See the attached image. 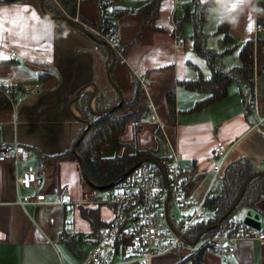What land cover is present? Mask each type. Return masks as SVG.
Segmentation results:
<instances>
[{
    "label": "crops",
    "instance_id": "1",
    "mask_svg": "<svg viewBox=\"0 0 264 264\" xmlns=\"http://www.w3.org/2000/svg\"><path fill=\"white\" fill-rule=\"evenodd\" d=\"M149 1L119 0L118 6L135 11ZM262 2L240 0L230 10L234 0H220V3L218 0H161L154 28L149 25V16L144 20L141 16L114 19L117 44L130 48L115 63L112 78L125 101L133 98L132 76L141 87L137 110L144 112V121L137 135L138 146L157 148L153 147L157 138L150 128L158 119L168 140L181 153V164L190 168V180L184 190L193 194V208L209 189L208 173L218 162L213 152L217 141L229 148L225 165L245 157L251 161L255 173L264 172V49L257 42L264 38V26L258 21ZM205 3L216 5L209 8L200 27L207 49L221 53L232 48L228 54H237V66L241 47L253 41V92L245 82L234 80L228 85L225 98L200 112H189L197 101L206 97L182 84L202 77L203 63L198 59L204 60L193 51L191 18L196 5ZM25 7L27 11L23 10ZM249 16L253 25L250 32L247 30ZM79 17L91 24L99 23L98 3L80 1L78 21ZM0 20L3 21L0 52L10 57L0 59V96L9 100L5 108L1 107L5 102L0 100V147L18 144L29 152V160L21 164L13 160L0 162V264H83L93 238L111 220L112 210L100 202L99 191L90 188L83 179V170L72 149L86 126L73 117L83 118L75 102L71 107L69 103L83 88L80 97L85 94L91 97L93 85L98 88L91 102L93 111L99 95L106 103L115 100V91L105 86L109 84L108 55L100 44L79 30L46 16L33 0H0ZM13 20L17 21L15 25ZM176 21L180 26L175 25ZM224 22L228 23L231 38L228 43L216 33ZM223 58L222 68L229 70ZM170 92L175 97L172 122H168L165 100ZM160 139L165 143L163 134ZM40 162L45 165L41 193L46 203L22 206L18 203V192L25 194L26 191H17L16 177L22 169ZM83 209H96L98 226L95 229L83 217ZM240 209L235 217L242 221L251 210ZM253 212L261 217V230L248 228L244 234L233 237V252H227L231 244H223L224 252L208 248L203 264H264V238H259L264 234V198L256 203ZM187 218L184 216L179 221V227L174 220L171 224L178 230ZM190 253L183 256L177 252L166 253L154 258L151 264H190L184 261ZM112 263L121 264L118 257Z\"/></svg>",
    "mask_w": 264,
    "mask_h": 264
},
{
    "label": "trees",
    "instance_id": "2",
    "mask_svg": "<svg viewBox=\"0 0 264 264\" xmlns=\"http://www.w3.org/2000/svg\"><path fill=\"white\" fill-rule=\"evenodd\" d=\"M44 7L54 15H68L69 17H77V4L81 2H97L99 5L101 19L97 24H91L79 17V21L84 22L93 30V34L97 37L110 39L116 32L117 26L114 19L121 17L141 16L142 19L148 18L149 25L154 28L153 21L157 16L161 0H150L147 4L135 11H127L118 6L119 0H43ZM213 3L197 4L195 11L192 14L194 23V33L191 38L193 51L201 57L210 73L208 78L199 77L195 80H185L183 86L192 91H197L206 94V97L197 101L189 112H200L210 104L218 102L226 97L228 85L238 80L245 82L251 89L253 88L254 77V43L247 41L241 47L238 58L239 65L232 69L225 70L222 68V58L232 51V48L225 49L218 53L204 46V37L201 34L200 27L204 18L211 7H215ZM110 10V11H108ZM261 25L264 26V21L258 18ZM176 26H180V22H175ZM217 34L223 36V41L228 43L231 38L228 33V23L224 22L217 27ZM258 44L264 45V38L257 40ZM136 43V41H134ZM108 55V63L111 60L109 49L101 45ZM130 46L121 47L115 44L116 62L120 60L119 55H124ZM264 49V47H263ZM264 57V50H263ZM264 72V66L262 67ZM133 98L131 101H125L121 106L112 113L106 115H94L88 107L89 98L86 95L78 98L75 101L76 110L81 116L89 122V128L80 135L84 136L77 146V153L86 166L90 180L96 186H107L117 180L121 175L131 169L136 163L144 159H155L159 163L162 162V157L157 155V149L140 148L137 142V135L141 132V122H143L144 112L138 111L141 98L140 84L132 76ZM114 90V89H113ZM115 91V90H114ZM253 92V89H252ZM115 100L112 103H106L101 95L97 97L95 103L96 111H104L114 107L119 103V96L115 91ZM85 101V106L82 105ZM1 107L5 108L9 105V100H3L0 96ZM166 104L168 109V122L174 121L175 116V97L174 93L170 92L166 95ZM119 113V115H118ZM121 113V114H120ZM129 126H132L135 135L134 142L125 141L122 137L126 133ZM79 135V136H80ZM78 136V138H79ZM77 138V139H78ZM76 142H74L75 144ZM154 167V165L151 164ZM253 165L248 158H240L236 161L226 164L220 176L214 181L210 188L208 198L204 202V208L208 212L206 221H194L184 237L188 241H195L199 234L207 227L217 224L231 207L235 201L242 185L245 181L254 174ZM83 179L84 175L82 172ZM86 181V180H85ZM87 182V181H86ZM90 186V185H89ZM93 190V187L90 186ZM103 192L100 190H95ZM264 198V178L258 177L252 180L246 187L244 194L232 213L222 220L217 228L210 230L202 239L213 237H236L239 234H244L249 227H246L240 219L235 217V214L240 208L256 210V203ZM83 217L89 220L93 229L98 226V217L96 209L81 210ZM210 244L199 247L195 252L190 253L184 260L190 264H203L204 253Z\"/></svg>",
    "mask_w": 264,
    "mask_h": 264
},
{
    "label": "built area",
    "instance_id": "3",
    "mask_svg": "<svg viewBox=\"0 0 264 264\" xmlns=\"http://www.w3.org/2000/svg\"><path fill=\"white\" fill-rule=\"evenodd\" d=\"M258 30L259 25L256 26V31ZM117 40V33L110 39L105 38L113 48ZM156 122L166 144V154L162 157L160 165L165 171L168 186H165L164 178L157 167L144 163L123 179L115 180L111 188L101 192L103 194L99 197L100 202L111 208L112 218L93 238L91 251L83 264H113L115 257H118L121 264H151L154 258L166 253L185 249L195 251L206 244H210L219 252H224L223 244H231L227 252H233L235 242L233 237L201 239L194 248L184 241V234L194 221L208 219L209 214L204 208V202L208 198L210 187L225 166L229 148L221 141L216 142L213 152L218 162L208 173L209 189L193 208V194H188L184 190L190 180V168L181 164L183 161L181 153L166 137L161 122L158 119ZM7 160L21 164L29 160V152L18 144L4 145L0 147V162ZM44 168L45 165L40 162L36 166L22 169L17 175L15 180L17 191L20 189L26 191L25 194L18 192L20 205L46 203V197L41 193ZM173 203L177 204L184 216L188 217L185 225L177 230L178 234H175L168 225L175 218L170 212ZM259 238L263 239L264 234H260Z\"/></svg>",
    "mask_w": 264,
    "mask_h": 264
},
{
    "label": "water",
    "instance_id": "4",
    "mask_svg": "<svg viewBox=\"0 0 264 264\" xmlns=\"http://www.w3.org/2000/svg\"><path fill=\"white\" fill-rule=\"evenodd\" d=\"M3 1H11V0H3ZM39 8L41 9V11L48 17H51L55 20H59V21H63L67 24H69L70 26H72L73 28L79 30L80 32H82L83 34H85L86 36H88L91 40H93L94 42L100 44V45H104L106 46L109 51H110V54H111V61H110V64L106 70V76H107V81L108 83L111 85V87L116 91V93L118 94L119 96V103L114 106V107H111L109 109H106L104 111H93L91 109V102L92 100L95 98V96L97 95L98 93V88L96 86L93 85V88H94V91L89 99V102H88V107H89V110L91 111V113H93L94 115H97V116H100V115H106V114H109V113H112L114 112L115 110H117L121 104L124 102V97H123V93L121 91V89L118 87V85L114 82L113 78H112V70H113V67L116 63V52L114 50V48L105 40L95 36L93 34V31H91L90 29H88L87 27H85L83 24H81L77 19H73L69 16H67L66 14L64 15H50L45 7H44V1L43 0H39ZM84 89V88H83ZM78 92V94L76 95L75 98H73L70 103H69V106L71 107V105L81 96V93H82V90ZM73 116V115H72ZM76 120H78L79 122L85 124V129H84V132H86V130L89 128V122L81 117H78V116H73ZM84 136V133L81 134L79 136V138L77 139L76 143L74 144L73 146V154L76 156V158L78 159V161L80 162V165H81V168L83 170V175H84V178L85 180L87 181L88 185H90L91 187H93L95 190H100V191H104V190H107L109 188H111L113 185H114V182L107 185V186H96L92 183V181L90 180V177H89V174L87 172V169H86V166L85 164L83 163L82 159L80 158V156L78 155L77 153V146L78 144L80 143V141L82 140ZM144 163H150L152 165H154L155 167H157L163 178H164V184L165 186L167 187L168 186V182L166 180V177H165V171L163 169V167L160 165V163L158 161H156L155 159H144V160H141L139 161L138 163H136L131 169H129L126 173H124L123 175H121L117 181L123 179L124 177L128 176L133 170H135L137 167L141 166L142 164ZM258 177H262L264 178V172H256L254 174L251 175V177H249L245 183L242 185L235 201L233 202V204L231 205V207L226 211V213L223 215L222 219L215 225L213 226H210V227H207L205 228L198 236V238L191 242V241H188L185 237H184V241L189 245V246H196L199 241L202 239V237L208 233L210 230L214 229V228H217L220 224V222L222 220H224L225 218H227L231 213L232 211L236 208V206L238 205L239 201L241 200L243 194H244V191L246 189V187L249 185V183L254 180L255 178H258ZM168 198H170V191L168 190ZM260 215L258 214H255L253 211H248L246 213V215L244 216V218L242 219V223L246 226V227H249L253 230H256V231H260L261 228H262V224L260 222ZM169 227L171 228V230L175 233V234H178L177 230L172 226V224L169 222L168 223Z\"/></svg>",
    "mask_w": 264,
    "mask_h": 264
},
{
    "label": "rangeland",
    "instance_id": "5",
    "mask_svg": "<svg viewBox=\"0 0 264 264\" xmlns=\"http://www.w3.org/2000/svg\"><path fill=\"white\" fill-rule=\"evenodd\" d=\"M34 3L38 4L39 5V0H33ZM46 9V8H45ZM264 15V3H260L259 5V16L261 19H263V16ZM68 16V15H67ZM72 18V17H71ZM73 19H76V18H73ZM188 27V26H187ZM188 29H190V27H188ZM192 33V32H191ZM190 36V35H189ZM189 36H187L186 38L189 39ZM100 38V37H99ZM101 39L105 40L104 37H101ZM211 39H214V38H211ZM259 47H264L263 43H261V45ZM120 56V55H119ZM263 56V55H262ZM198 59V58H196ZM224 61H225V68L226 69H232L233 66L236 65L235 61L237 60V54L234 53L233 54H228L227 56H225L224 58ZM111 61V60H110ZM199 63H203L202 65V77L203 78H208L210 76V73H209V70L208 68L205 66L204 62L201 60V59H198ZM202 61V62H201ZM263 61V60H262ZM110 64V63H109ZM109 66V65H108ZM105 86L107 87V89H110L111 91H113V88H111L109 84H105ZM86 95V94H85ZM83 97V96H82ZM87 98L90 97V95H86ZM85 101H87V99H85L82 103L83 106H85ZM116 106V105H115ZM76 108V107H75ZM96 109V108H95ZM121 114V113H120ZM119 115V113H118ZM86 120V119H85ZM144 121V120H143ZM141 127H142V124H140ZM150 130L154 133V135L156 136L157 138V143L156 145L154 144L153 147H156L157 148H154V149H157V155L158 156H164L165 152H166V146H165V143L162 139H160V137L162 136L161 134V130L159 128V124L156 122V125L153 126L152 128H150ZM125 141L127 142H134V138H135V135H134V132H133V128L131 126H129L126 130V133L123 135L122 137ZM138 142V141H137ZM152 143V142H151ZM149 143V144H151ZM103 193L99 192V195L102 196ZM242 211V209H238L237 210V213H240ZM170 212H171V215H173L175 218H174V224L179 227V221L181 219H183L184 217V213L182 212L181 208L173 203L170 207ZM181 229V227H180ZM187 244V243H186ZM195 246H191V248H194ZM173 252H177V253H180L181 256L187 254V253H190V250L189 249H185L184 252L180 251V250H175Z\"/></svg>",
    "mask_w": 264,
    "mask_h": 264
},
{
    "label": "snow or ice",
    "instance_id": "6",
    "mask_svg": "<svg viewBox=\"0 0 264 264\" xmlns=\"http://www.w3.org/2000/svg\"><path fill=\"white\" fill-rule=\"evenodd\" d=\"M239 3H240V0H234V3L232 4V9H230V10H234L239 5ZM23 10L27 11V8L25 7V9H23ZM4 11L6 12L7 9H5ZM33 16H34V14H33ZM249 21H250V23H249L247 30L250 32L252 30V26H253L252 22H251V16H249ZM12 23H13V25H15L17 23V21L13 20ZM2 31H3V21L0 20V32H2ZM0 39H2V37H0ZM9 58L10 57L4 56L3 53L0 52V59H9Z\"/></svg>",
    "mask_w": 264,
    "mask_h": 264
},
{
    "label": "clouds",
    "instance_id": "7",
    "mask_svg": "<svg viewBox=\"0 0 264 264\" xmlns=\"http://www.w3.org/2000/svg\"><path fill=\"white\" fill-rule=\"evenodd\" d=\"M218 3H220V0H218ZM233 19H235V18H233Z\"/></svg>",
    "mask_w": 264,
    "mask_h": 264
}]
</instances>
